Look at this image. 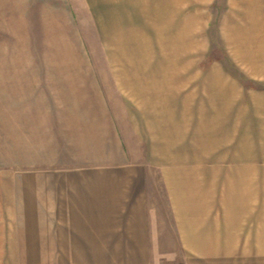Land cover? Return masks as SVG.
I'll return each mask as SVG.
<instances>
[{"label": "rangeland", "instance_id": "1", "mask_svg": "<svg viewBox=\"0 0 264 264\" xmlns=\"http://www.w3.org/2000/svg\"><path fill=\"white\" fill-rule=\"evenodd\" d=\"M244 10L0 0V264H108L91 231L69 230L78 215L50 211L121 150L125 126L160 132L167 163L264 177V38Z\"/></svg>", "mask_w": 264, "mask_h": 264}, {"label": "crops", "instance_id": "2", "mask_svg": "<svg viewBox=\"0 0 264 264\" xmlns=\"http://www.w3.org/2000/svg\"><path fill=\"white\" fill-rule=\"evenodd\" d=\"M229 2L251 11L242 20L255 22L264 38V0ZM259 69L264 75V62ZM121 132V150L83 174L80 189L62 193L60 209L50 211L78 215L67 226L91 231L84 237L97 262L264 264V177H214L206 164L167 163L160 132Z\"/></svg>", "mask_w": 264, "mask_h": 264}]
</instances>
